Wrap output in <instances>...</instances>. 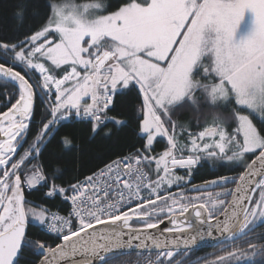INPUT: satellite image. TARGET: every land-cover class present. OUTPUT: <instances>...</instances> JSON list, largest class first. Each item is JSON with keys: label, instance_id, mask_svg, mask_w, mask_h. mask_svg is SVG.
<instances>
[{"label": "snow or ice", "instance_id": "6c2138e0", "mask_svg": "<svg viewBox=\"0 0 264 264\" xmlns=\"http://www.w3.org/2000/svg\"><path fill=\"white\" fill-rule=\"evenodd\" d=\"M18 7L23 25L26 5ZM48 7L23 40L0 39V78L18 89L0 110V264H19L25 249L38 264H112L131 251H155L147 264H173L170 249L195 245L204 232L227 242L264 222V0H124L112 11L104 0H53ZM125 90L142 97L143 147L67 187L53 175L46 196L70 201L66 216L26 200V188L48 183L44 166L32 162L57 126L73 114L88 119L93 134L106 121L124 126L109 112ZM37 94L48 97L46 119L21 154ZM184 107L208 108L212 123L188 132L173 119ZM157 137L167 145L153 154ZM208 159L243 170L185 191L192 169ZM176 169H187L189 180ZM29 218L59 243L30 238ZM165 221L172 227L161 228ZM240 255L226 251L211 264H240Z\"/></svg>", "mask_w": 264, "mask_h": 264}, {"label": "trees", "instance_id": "16d2710c", "mask_svg": "<svg viewBox=\"0 0 264 264\" xmlns=\"http://www.w3.org/2000/svg\"><path fill=\"white\" fill-rule=\"evenodd\" d=\"M76 1L89 2V0ZM52 2L53 0H0V39L13 42L17 39L23 40L24 34L28 32L29 28H35L47 19L51 12L48 6ZM104 2L112 6L108 9V11H112L122 4L124 0H104ZM21 3L26 5L23 25L20 24L16 17V14L20 11L18 6ZM16 70L21 71L22 74L25 71L19 65H17ZM8 93H18V89L9 81L0 78V110H4V103L8 98ZM142 102V97L135 90H125L123 94H118L115 97L109 116H115L125 121V125L117 127L111 121H106L96 134L92 133L90 122L77 121L75 119L62 121L57 126L52 137L41 145V154L38 159L32 162L44 166L48 183L46 185L40 184L30 192L25 191L26 200L30 201L34 206H43L51 212L55 210L66 212L68 205L59 194L54 197L46 196L53 183V175L56 177L54 181L56 185L67 187L103 168L105 164L115 160L118 156L128 155L129 152L141 149L144 139L139 133L138 123L139 119H142V114L139 111ZM46 107V98L37 94L31 127L26 135V142L18 150L19 153L22 154L24 149L33 143L36 134L42 126L41 121L46 119ZM173 119L195 132L204 129V126H200L198 121L212 123L211 112L206 107H202L200 111H195L189 107L178 109ZM253 119L254 122H257L254 117ZM105 133H110V135H105ZM65 138L71 141L69 146L64 145L63 140ZM166 145V137H158L153 144V154L161 153ZM242 170L243 168L239 162L202 160L198 167L192 169L190 177L192 181L186 186L185 191L193 185L201 184L205 181L218 179L222 176L238 175ZM187 172V169L176 170V174L184 176L185 179L189 178ZM228 187L232 188L234 185H228ZM210 191L216 192L221 191V189L213 187ZM171 192L176 193L177 188L171 190ZM193 194L189 193V195ZM27 230L32 239L39 237L47 239L49 243H59L55 237L41 231L40 226L32 221L31 218H29ZM234 241L235 243L224 250H239V253L243 251L241 264H264V251H261L264 248V223L259 224L257 222V225L247 235H242L230 242ZM250 243L256 245L255 254H253V250L249 246ZM220 245L199 250L175 252L173 264H176V261H180L181 264H211L216 256L220 255L217 252ZM156 255L157 253H144L143 256L138 253L124 254L120 255L112 264H147V258L150 256L152 260H155ZM38 260V255H34L30 249H25L19 259V264H33L34 261L38 264Z\"/></svg>", "mask_w": 264, "mask_h": 264}, {"label": "water", "instance_id": "95a60500", "mask_svg": "<svg viewBox=\"0 0 264 264\" xmlns=\"http://www.w3.org/2000/svg\"><path fill=\"white\" fill-rule=\"evenodd\" d=\"M11 83V82H10ZM35 104V102H34ZM19 150V149H18ZM203 183L201 184H196V185H202ZM208 191L211 190V188L207 189ZM264 222H259V224H263ZM172 227V225L168 224L167 221H165V224L164 225H161L160 227L163 228V227ZM153 232H158L159 229H154L152 230ZM167 235V233H166ZM203 239H199L197 240L196 244L195 245H190V246H184L183 244H181L180 248L179 249H170V250H173L174 252H178V251H188V250H199V249H203V248H211V247H214V246H217V245H220V244H223V243H226V242H222L223 241V238L222 237H219V234L216 233L214 234L212 237H209L207 235V232H204L203 234ZM242 236V235H241ZM239 236V237H241ZM238 237V238H239ZM229 241H232V240H228L227 242ZM130 253H138L137 251H131ZM128 253V254H130ZM147 253V252H146ZM151 253H154L156 254L155 251L151 252Z\"/></svg>", "mask_w": 264, "mask_h": 264}, {"label": "built area", "instance_id": "2783aa9c", "mask_svg": "<svg viewBox=\"0 0 264 264\" xmlns=\"http://www.w3.org/2000/svg\"><path fill=\"white\" fill-rule=\"evenodd\" d=\"M46 98V100L48 101V97H45ZM54 98V97H53ZM113 106V105H112ZM69 119H75V120H78V121H86V122H89V120L88 119H86V118H78V117H76L75 116V114H73ZM68 119V120H69ZM84 179H82V180H80V181H83ZM40 184H38L37 186H39ZM36 186V187H37ZM35 187V188H36ZM35 188H33L32 190H34ZM32 190H28L27 188L25 189V191H27V192H30V191H32ZM66 203H67V205H68V210L66 211V212H62V211H59V210H55V211H52V212H55V213H58V214H60V215H64V216H66L67 214H68V212H69V210H70V208H71V203H70V201H66ZM40 230L41 231H43L44 233H46V234H49V235H51V236H53V237H55V234H52V233H47L43 228H41L40 227Z\"/></svg>", "mask_w": 264, "mask_h": 264}, {"label": "flooded vegetation", "instance_id": "af4514ba", "mask_svg": "<svg viewBox=\"0 0 264 264\" xmlns=\"http://www.w3.org/2000/svg\"><path fill=\"white\" fill-rule=\"evenodd\" d=\"M233 243H235V241L234 242H226V243H223L222 245H220V247L217 249V252L220 254V255H226V251H233V249H230V250H224V249H226L227 247H230ZM215 251V250H214ZM239 251V250H238ZM216 252V251H215ZM214 252V253H215ZM240 253H242V255H243V251L242 252H240ZM242 255H240V257H239V260L241 261L242 259H241V256ZM233 264H236V262L235 261H233ZM241 264V263H240Z\"/></svg>", "mask_w": 264, "mask_h": 264}, {"label": "rangeland", "instance_id": "374dc122", "mask_svg": "<svg viewBox=\"0 0 264 264\" xmlns=\"http://www.w3.org/2000/svg\"><path fill=\"white\" fill-rule=\"evenodd\" d=\"M75 2H76L77 4L86 3V2H77L76 0H75ZM198 123H200V126H204V128L210 125V123H206V122H203V121H198ZM184 128H186L187 130L192 131V133L195 132V131H193L192 129H188L187 126H184ZM157 138H158V137H157ZM209 142H210V141H209ZM154 143H155V142H154ZM177 175H178V174H177ZM181 176H182V175H181ZM211 189H213V188H211ZM209 191H210V190H209Z\"/></svg>", "mask_w": 264, "mask_h": 264}]
</instances>
